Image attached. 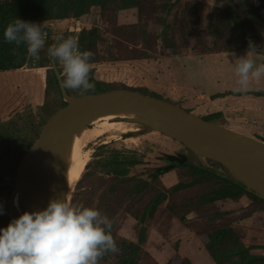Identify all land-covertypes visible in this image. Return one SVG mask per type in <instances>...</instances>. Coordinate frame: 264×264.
<instances>
[{
    "label": "trees",
    "instance_id": "1",
    "mask_svg": "<svg viewBox=\"0 0 264 264\" xmlns=\"http://www.w3.org/2000/svg\"><path fill=\"white\" fill-rule=\"evenodd\" d=\"M193 1L0 0V205L4 208V214L0 215V227L7 226L9 222L8 201L21 161L36 142L43 125L67 105L52 64L57 67L61 78L62 67L58 61H52L47 49L57 42V35L70 36L61 28L52 30L45 40V47L39 52L36 64L27 66L26 46L22 44L17 47L14 43L6 42L3 38L6 26L16 18L56 27L80 22L76 40L80 51L88 50L94 54L89 79L95 88L92 91L66 90L68 96L83 97L123 89L169 102L154 89L153 77L170 83V60L180 55L181 49H188L196 55L231 53L236 49H249L250 43L256 48L257 44L264 41V0H251L248 4L219 0L224 2V7L220 8L205 30L199 29L200 19ZM126 10L136 11L137 24L134 27L133 48L127 52V57H122L119 52L107 46L103 32L91 23V19L99 15L116 24L119 14ZM147 23L153 24L155 29L149 31ZM118 28L116 35L124 32L122 26ZM234 33L239 36L240 46L229 44ZM188 39H194L196 44L190 46ZM23 84L27 85L29 94L20 90ZM246 95L264 98V92H226L215 94L209 99L212 101ZM210 101L205 104L209 105ZM224 114L218 111L199 116L206 121L226 126ZM249 122L251 125L259 123V126H263L264 118L255 114V118ZM255 138L264 142L262 135ZM205 160L212 165H221ZM141 164L142 159L120 156L118 153L100 160L98 164L105 176L118 178L101 197L105 203L110 195H115L118 197L116 205L100 213L107 218L114 217L120 206L125 205L120 216L111 221V235L118 249L115 264H141L144 261L142 256L152 257L145 251L151 229H155L160 237L168 239L175 233L177 224L174 222L186 221L189 214L203 219L206 217L205 209L213 203L237 201L247 196L264 204V200L246 191L238 181L228 175L217 174L213 168L203 164L188 162L180 165L172 162L170 167L154 172L151 179L136 180L129 172ZM171 171L175 173L177 182L167 187L160 177ZM119 192L121 195L118 196ZM92 193L90 189L89 194ZM137 196L139 208L135 203ZM88 197L86 195L85 198ZM83 207H88V200ZM127 216L135 221L132 226L133 239L116 238ZM198 237L214 264H251L264 258L253 253L254 250L264 249V240H255L254 243L245 241L231 226L213 224L208 233L201 232ZM111 255L112 252L106 253L99 264H103ZM165 264L190 262L174 253Z\"/></svg>",
    "mask_w": 264,
    "mask_h": 264
},
{
    "label": "rangeland",
    "instance_id": "2",
    "mask_svg": "<svg viewBox=\"0 0 264 264\" xmlns=\"http://www.w3.org/2000/svg\"><path fill=\"white\" fill-rule=\"evenodd\" d=\"M235 1L242 4L251 2V0ZM193 2L200 19L198 26L201 30H205L220 8L224 7V2L219 0H194ZM109 21V19L101 18L99 15L95 19H91V23L98 26L103 32L107 46L112 48L114 52H119L122 57H127V52L133 48L132 40H134L136 30L134 27L137 24L136 11L121 12L116 19V24ZM118 26H122L124 32L116 35ZM147 26L149 31L155 29L151 23H147ZM55 28H61L65 32L67 31L72 38L77 39L80 32V22L70 23L67 27L43 24L45 40ZM177 41L181 43L178 38ZM239 42L238 34L234 33L229 44L240 46ZM188 44L193 46L196 42L194 39H188ZM255 47V50L251 51L249 49L241 51L236 49L231 53L207 55H196L188 49H181L180 55L170 60L171 83L153 77L154 89L163 94L164 99L172 104H180V107L185 110H192L191 113L198 116H205L211 111L219 110L225 113V127L253 138L264 136V124L259 126V123L253 125L248 123L250 119L255 118V114L264 118V98L246 95L229 97L225 101H210L209 99L215 94L226 92H264V77L260 80H251L246 89L237 90L239 78L234 72V66L238 63L239 58L249 51L248 55L257 64L264 63V41ZM137 48L140 49V46ZM20 90L29 94L26 84L21 85ZM201 95H205V98H201ZM206 101L211 103L206 105ZM89 127L94 128L97 134L80 137L77 142L78 159L88 158V168L85 169L83 177L81 176L82 181L76 182L77 184L66 194L67 202L74 207H83L87 200L88 207L98 208L99 211H108L116 205L118 197L115 195H110L109 200L105 203L101 197L102 193L110 185L115 184L118 178L105 176L102 167L98 165L100 160L115 153L120 154V156H133L142 159V164L129 172L136 180H138L137 178L151 179L154 172L170 167L172 165L170 158L174 157L175 159L188 160L194 165L203 164L208 168H213L217 174L228 175L235 181L222 165H212L205 159L192 154L179 142L138 122L115 118L114 121H101ZM162 179L166 185L171 184L174 179L177 182L175 173L166 174ZM90 189L93 190L91 195L89 194ZM86 195L89 197L85 198ZM119 195H121L120 192ZM191 198L189 197V199ZM136 200L135 203L139 208L138 196ZM124 207L125 205L122 204L114 217L120 216ZM19 208L20 214L25 212L20 202ZM216 211L218 213H215ZM205 214L206 217L203 219H198L193 214H189L186 221L174 222L177 224L175 233L168 239L160 237L155 229H151L145 244V251L152 257L142 256L144 261L141 264H165L174 253L189 260L190 264H214L211 257L204 251L203 244L198 237L201 232L208 233L213 224L231 226L245 241L254 243L255 240H264L263 203L253 201L245 196L237 201L227 200L213 203L208 206V209H205ZM114 217L108 219L112 221ZM14 218L16 216L13 211ZM134 222L132 218L127 216L122 221L116 238L133 239L132 226ZM253 253L264 257V249L254 250ZM116 254H118V250L112 252V255L103 264H115Z\"/></svg>",
    "mask_w": 264,
    "mask_h": 264
},
{
    "label": "water",
    "instance_id": "3",
    "mask_svg": "<svg viewBox=\"0 0 264 264\" xmlns=\"http://www.w3.org/2000/svg\"><path fill=\"white\" fill-rule=\"evenodd\" d=\"M63 100L67 105L43 125L41 132L21 161L8 201V219H13V200L18 195L25 211H38L53 199H64L51 184L44 166L46 145L65 133H73L93 118L116 111H131L151 118L160 126L153 130L179 142L192 154L221 164L246 191L264 200V142L209 122L180 106L130 90H111L83 97L68 96L61 87V76L52 64ZM180 165L188 160L170 158ZM8 222V223H9ZM251 264H264V258Z\"/></svg>",
    "mask_w": 264,
    "mask_h": 264
},
{
    "label": "clouds",
    "instance_id": "4",
    "mask_svg": "<svg viewBox=\"0 0 264 264\" xmlns=\"http://www.w3.org/2000/svg\"><path fill=\"white\" fill-rule=\"evenodd\" d=\"M3 38L17 47L26 46L29 57L39 59L45 47L43 23L16 18L9 23ZM255 50L249 44V51ZM249 51L239 58L234 72L239 78L237 90L246 89L251 80L264 77V63L257 64ZM48 56L62 67L64 90L92 91L90 82L93 53L80 51L78 41L57 35V42L47 49ZM18 206L19 196L13 200ZM4 214L0 205V215ZM112 222L98 209L74 207L64 199H53L38 211H25L0 227V264H99L108 252H116L111 235Z\"/></svg>",
    "mask_w": 264,
    "mask_h": 264
},
{
    "label": "bare ground",
    "instance_id": "5",
    "mask_svg": "<svg viewBox=\"0 0 264 264\" xmlns=\"http://www.w3.org/2000/svg\"><path fill=\"white\" fill-rule=\"evenodd\" d=\"M115 118L121 120H138L149 126H160L158 122L151 118H145L131 111H116L99 115L73 133H65L54 141L48 143L43 154V166L45 172L54 188L63 195L69 193L71 188L83 175L89 162L88 158L78 159L77 142L80 137L97 134L94 128L89 127L101 121H109ZM125 118V119H123ZM88 126V127H87ZM15 216L20 215V208L13 205Z\"/></svg>",
    "mask_w": 264,
    "mask_h": 264
},
{
    "label": "crops",
    "instance_id": "6",
    "mask_svg": "<svg viewBox=\"0 0 264 264\" xmlns=\"http://www.w3.org/2000/svg\"><path fill=\"white\" fill-rule=\"evenodd\" d=\"M170 83H171V82H170ZM183 98H184V97H183ZM201 98H205V95H201ZM226 99H228V98L220 99V100H218V101H225ZM210 103H211V102H210ZM210 103H209V104H210ZM218 111H219V110L211 111V113H212V112H218ZM166 174H174V172H173V171H171V172H167V173L163 174V176L166 175ZM163 176L160 177L162 182H163V179H162ZM175 183H176V182H175V179H174L173 182H172L171 184H169V185H166V184L163 182V184H164L165 186H167V187L172 186V185H174Z\"/></svg>",
    "mask_w": 264,
    "mask_h": 264
},
{
    "label": "built area",
    "instance_id": "7",
    "mask_svg": "<svg viewBox=\"0 0 264 264\" xmlns=\"http://www.w3.org/2000/svg\"><path fill=\"white\" fill-rule=\"evenodd\" d=\"M50 25H52V24H50ZM36 62H37L36 58H32V57L27 56V62H26L27 66L35 65Z\"/></svg>",
    "mask_w": 264,
    "mask_h": 264
}]
</instances>
